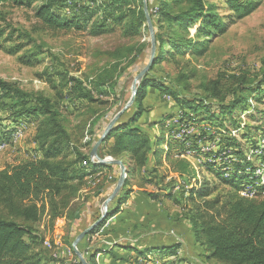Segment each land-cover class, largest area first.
<instances>
[{
	"label": "rangeland",
	"instance_id": "rangeland-1",
	"mask_svg": "<svg viewBox=\"0 0 264 264\" xmlns=\"http://www.w3.org/2000/svg\"><path fill=\"white\" fill-rule=\"evenodd\" d=\"M26 1H30V4L23 2L24 4L17 6L0 3V31H2L0 80L10 87L18 88L28 98L42 96L55 103L61 92L62 95L76 94L74 87L78 85L97 99V103L92 105V110H109V121L129 99L133 79L148 60V54L142 57L139 53L141 45L149 41L148 28L143 26L139 34L131 37L124 36L121 26H114L113 29L96 35L89 33V24L79 30L71 27L55 31L46 28L35 16L36 8L42 0ZM56 1L58 4L61 0ZM76 1L80 5L93 4L92 0ZM204 1L214 5L215 11L222 17L232 12L225 0ZM65 2L66 4L57 11L61 15L71 16L75 13L73 1L65 0ZM139 3L140 0L134 1L136 6ZM224 22L223 32L212 37L200 55L193 56L189 53L170 55L155 65L148 72L149 75L162 79L171 90L186 97L207 96L203 85L214 82L219 88L223 103L231 102L237 95L254 94L250 89L264 87V0L249 15L235 20L234 23ZM190 33L192 35L194 29H191ZM12 48L19 50L9 53L8 49ZM29 54L39 59L34 66L19 61V56ZM134 55L135 60L132 62ZM110 73L113 76L107 78L106 85L102 88L103 92L99 93L95 86L98 82L97 77ZM71 78L77 79L78 82H73ZM6 93V90L0 89V123H7L0 126V141L6 143L5 145L2 143L3 146L0 148V169L7 164H14L30 157L29 144L32 142L30 131L34 130L33 122L26 120L27 124H25L24 119L18 120L17 123L8 120L11 105L18 98ZM261 95H264V89L261 90ZM209 100L214 104L217 103L216 99ZM99 101L103 103L100 105ZM86 103L87 101L83 100L65 99L57 104L67 131L87 123L84 131L86 133L88 124L94 117V112L89 109L91 106H86ZM143 103L146 111L138 122L143 130L151 137L159 134L161 130L157 122L164 119L163 130L168 140H175L184 146H195L196 148H193L195 151L179 155L177 147H173L170 149V156L163 157L159 166L154 165L150 156L148 164L141 169H136L127 156H124L125 166L129 169L127 177L123 187L109 202L108 212L115 207L117 197L123 195L127 197L117 214L109 218L101 229L86 236L83 246L78 248L79 251L83 255L99 249L100 252L95 257L96 264H229L216 258H206L204 248L195 243L185 213L201 199L187 200L189 194L187 191L195 183L198 185L202 178L208 179L211 183L217 181L204 169L201 162L206 159L222 162V154L225 150L222 139L235 136L244 153L254 161L251 153H256L257 150H252L251 142L255 141L259 149L264 148V120H258L259 114L256 113V109H264V103L248 98L246 108H236L232 117L239 127L234 126L235 123H228V134L225 132L226 128L220 130L218 126H212L205 121L186 122V115L182 114L173 98L154 87L147 88ZM129 113L124 114L121 119L126 120ZM105 126L103 125L102 129ZM14 130H21L22 135L17 138L12 137ZM242 130L249 132L250 137L241 138L239 133ZM5 134L9 139L3 141L2 137ZM85 140L86 137L83 136L79 143L82 144ZM108 143L110 144L111 141ZM79 150L82 153L88 152L87 147H79ZM99 153L102 155L104 151L100 150ZM178 155L189 161L195 171V177H189L190 173L187 168L185 171L184 163L177 161ZM101 157L111 156L104 154ZM232 157L236 159L235 155ZM254 162L256 167L261 163L259 160ZM110 169L97 168L89 172L84 177L81 198L74 203H81L82 196L90 195L101 180L108 179ZM118 177L117 171L116 180ZM116 180L106 196L99 198L98 201L93 199L98 215L101 213L103 201L114 189ZM188 180L192 185H185ZM216 185L211 197L226 190L223 185L218 184V181ZM249 189L242 194L251 195ZM44 221L43 216L40 224ZM66 226V220L62 229L57 227L55 222L54 231L58 232L53 231L51 235L56 245V254L54 256L52 250V255L60 257L61 261L59 258L56 259L62 264H70L78 259L72 246L69 248L63 242L67 233ZM76 232L72 235L76 236ZM44 243L45 247L51 246L49 237ZM175 243L178 246L174 253L156 249ZM115 244L119 246L114 247ZM126 245L149 251L144 257L142 255L137 257L138 252L126 249ZM110 249H113L111 254L106 251Z\"/></svg>",
	"mask_w": 264,
	"mask_h": 264
},
{
	"label": "trees",
	"instance_id": "trees-1",
	"mask_svg": "<svg viewBox=\"0 0 264 264\" xmlns=\"http://www.w3.org/2000/svg\"><path fill=\"white\" fill-rule=\"evenodd\" d=\"M71 1L75 6V13L71 16L61 15L57 11L66 4L65 0L60 2L58 0V4L56 0H42L36 8L35 16L42 25L55 31L71 27L79 30L89 24V33L96 35L107 32L114 26H121L124 36L131 37L139 34L143 26L147 28L143 0H140L138 6L134 4L137 0H92V5H80L76 0ZM23 2L30 4V1L26 0H0V3L17 6L24 4ZM225 2L232 12L222 17L215 11L214 5L207 4L204 0H146L156 41L154 61L138 84L133 105L120 116L107 138L99 146V156L109 155L111 158L121 160L124 165L126 161L123 157L127 156L136 169H141L148 164L150 156L154 165L159 166L163 157L170 156V149L173 147H177L179 155L195 151V146H184L175 140H168L163 130L164 119L157 122L161 131L153 137L140 127L138 122L146 111L143 102L149 87L171 96L182 114L186 115V122L205 121L212 126H218L220 130L226 128L227 134L228 123L236 122L232 117L236 108H246L248 98L264 103V95H261L264 87L250 89L254 94L237 95L231 102L223 103L219 88L214 82L203 85L207 96L186 97L171 90L162 79L148 73L170 55L183 53L200 55L210 39L223 32L224 21L234 23L235 20L249 15L262 0H225ZM191 29H194L192 35ZM18 50L12 48L8 49V52L15 53ZM149 50L148 41L141 45L139 53L142 57H146L147 54L149 57ZM134 57L135 55L132 57V62L135 60ZM19 61L34 66L39 59L29 54L19 56ZM112 76L110 73L97 77L98 82L95 86L99 93L103 92L102 88L106 85L107 78ZM71 80L78 82L75 78ZM0 89L6 90V95L18 98L11 105L8 120L17 123L18 120L24 119L33 122L34 125L31 138L34 144L32 155L0 169V264H62L60 257H54L56 245L51 235L55 222L61 218L66 220L67 233L63 242L70 248L75 238V234L72 233L77 231L78 234L99 217L93 199L98 201L101 194L111 190L113 185V183L109 185L108 179H103L90 195L82 196L81 203H74L81 198L84 177L89 172L97 168H118L115 164L97 165L89 156L93 144L103 131V125L108 122L109 110H92V105L97 103V99L78 85L74 87L76 94L59 93L56 103L42 96L28 98L18 88L10 87L1 80ZM210 98L216 99L217 103H212ZM65 99L87 101L86 106H91L89 109L94 112V117L92 120L88 119L90 122L86 133L84 131L87 123L77 125L71 131H67L64 127L57 104ZM102 103L103 101H99L100 105ZM127 112L130 113L126 120H122ZM256 113L259 114L258 120H264V109H256ZM2 125L7 123H0V126ZM234 126L239 127L236 123ZM239 134L243 139L251 135L243 130ZM83 136L86 140L80 144L79 141ZM8 139L6 134L3 135V141ZM222 141L225 148L222 162L206 159L201 165L226 190L211 197L216 190L217 181L211 183L208 179L202 178L198 185L196 183L192 185L188 180L185 185L192 186L187 191L189 193L187 200L201 199V201L187 209L185 218L195 243L204 248L206 258H216L229 264H264V148L259 149L255 141L251 142L252 150H257L251 155L254 161L261 162L256 167L255 162L244 153L235 136H229ZM78 146L87 147L88 152L82 153ZM100 150H103L104 154L100 155ZM179 155L177 161L184 163L185 171L188 169L190 178L195 177V171L189 161L180 158ZM228 155L231 157H227ZM232 155H235L236 159H233ZM128 170L126 167L127 172ZM246 189H249L251 195L242 194ZM99 191L100 194L95 196ZM126 197V195L117 197L115 207L92 233L101 229L109 218L118 213ZM43 216L45 221L40 224ZM48 237L51 246L45 247L44 242ZM85 238L86 236L78 243L79 249L83 246ZM118 246L115 244L114 247ZM177 246L175 243L156 249L174 253ZM125 248L133 252L137 251V257L141 255L144 257L149 251L133 245H126ZM106 251L111 254L113 249ZM99 252L98 249L84 253L83 256L88 264H96L95 257Z\"/></svg>",
	"mask_w": 264,
	"mask_h": 264
},
{
	"label": "water",
	"instance_id": "water-1",
	"mask_svg": "<svg viewBox=\"0 0 264 264\" xmlns=\"http://www.w3.org/2000/svg\"><path fill=\"white\" fill-rule=\"evenodd\" d=\"M143 11L146 17V25L149 32V44H150V50H149V57L146 62V64L143 66V68L137 73V75L134 77L132 85H131V95L127 102L124 104V106L118 110L113 117L107 122L106 126L104 127L103 131L93 144L89 156L93 163L97 165H111L115 164L119 168V177L116 180V185L114 189L111 191V193L105 198V200L102 203L101 207V213L99 217L92 222L89 226H87L85 229H83L80 233H78L74 240L72 241V249L75 253L76 257L82 264H88L87 260L84 258L82 253L78 249V243L88 234L92 233L94 229H96L108 216V209L107 206L111 200L115 198L117 193L120 191V189L123 187L126 177H127V171L124 163L119 159H108L107 157H101L98 154V148L99 146L104 142V140L107 138L110 130L113 128V126L116 124L120 116L129 109L135 100V96L137 93L138 84L140 83L142 77L144 74L149 70V68L152 66L154 57H155V51H156V41H155V34H154V28L153 24L147 9L146 0H143ZM100 193V192H99ZM98 193V194H99ZM79 214L76 215L78 217Z\"/></svg>",
	"mask_w": 264,
	"mask_h": 264
},
{
	"label": "crops",
	"instance_id": "crops-1",
	"mask_svg": "<svg viewBox=\"0 0 264 264\" xmlns=\"http://www.w3.org/2000/svg\"><path fill=\"white\" fill-rule=\"evenodd\" d=\"M33 131H34V130L30 131V132H31V135H32ZM29 148H30L29 153H30V156H31L32 153L34 152V150H33V149H34V144H33V142H31V143L29 144ZM110 170H111V171H110V174H109V176H108V181H109V185H112V183H114V180L116 179L117 171L119 172V168H115V167H113V168H111ZM99 192H100V191H99ZM99 192H98V193H99ZM108 192H109V191H108ZM108 192L102 193V194H101V197L106 196ZM98 193L95 194V196H97ZM99 194H100V193H99ZM64 224H65V219H63V218L58 219V220L56 221V225H57V227H59V228H61V229H62V226H63ZM60 231H61V230H60ZM54 232H58V231L56 230V231H54ZM61 247H62V245H61ZM65 256H66V255H65ZM96 260H97V259H96Z\"/></svg>",
	"mask_w": 264,
	"mask_h": 264
},
{
	"label": "bare ground",
	"instance_id": "bare-ground-1",
	"mask_svg": "<svg viewBox=\"0 0 264 264\" xmlns=\"http://www.w3.org/2000/svg\"><path fill=\"white\" fill-rule=\"evenodd\" d=\"M25 124H27V122H26V120H24L23 121ZM15 133V135L13 136V134ZM22 135V131L21 130H17V131H13L12 132V134H11V136L12 137H15V138H17V137H20ZM16 140V139H15ZM2 143L5 145L6 143L5 142H2V141H0V148H1V146H3L2 145ZM108 159H112L111 157H107ZM55 241V240H54Z\"/></svg>",
	"mask_w": 264,
	"mask_h": 264
},
{
	"label": "built area",
	"instance_id": "built-area-1",
	"mask_svg": "<svg viewBox=\"0 0 264 264\" xmlns=\"http://www.w3.org/2000/svg\"><path fill=\"white\" fill-rule=\"evenodd\" d=\"M65 254H66V253H65ZM70 264H82V263L77 259L76 262H72V263H70Z\"/></svg>",
	"mask_w": 264,
	"mask_h": 264
}]
</instances>
